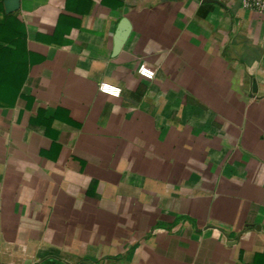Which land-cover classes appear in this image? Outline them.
Returning <instances> with one entry per match:
<instances>
[{
    "label": "crops",
    "instance_id": "0c3cea01",
    "mask_svg": "<svg viewBox=\"0 0 264 264\" xmlns=\"http://www.w3.org/2000/svg\"><path fill=\"white\" fill-rule=\"evenodd\" d=\"M0 2V264H264V14Z\"/></svg>",
    "mask_w": 264,
    "mask_h": 264
},
{
    "label": "built area",
    "instance_id": "2783aa9c",
    "mask_svg": "<svg viewBox=\"0 0 264 264\" xmlns=\"http://www.w3.org/2000/svg\"><path fill=\"white\" fill-rule=\"evenodd\" d=\"M240 5L243 9L256 11L261 14H264V0H239ZM156 70L149 66L146 63L139 64L137 68V74L141 78L146 80H151L155 77ZM100 92L111 95V96H119L121 89L115 86H112L107 83H101L98 86Z\"/></svg>",
    "mask_w": 264,
    "mask_h": 264
},
{
    "label": "water",
    "instance_id": "95a60500",
    "mask_svg": "<svg viewBox=\"0 0 264 264\" xmlns=\"http://www.w3.org/2000/svg\"><path fill=\"white\" fill-rule=\"evenodd\" d=\"M4 8L7 13L16 11L19 8V0H4Z\"/></svg>",
    "mask_w": 264,
    "mask_h": 264
},
{
    "label": "trees",
    "instance_id": "16d2710c",
    "mask_svg": "<svg viewBox=\"0 0 264 264\" xmlns=\"http://www.w3.org/2000/svg\"><path fill=\"white\" fill-rule=\"evenodd\" d=\"M1 3V2H0Z\"/></svg>",
    "mask_w": 264,
    "mask_h": 264
}]
</instances>
